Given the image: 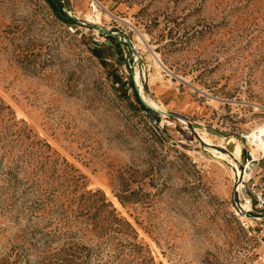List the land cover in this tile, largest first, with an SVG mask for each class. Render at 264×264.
Masks as SVG:
<instances>
[{
	"label": "rangeland",
	"instance_id": "374dc122",
	"mask_svg": "<svg viewBox=\"0 0 264 264\" xmlns=\"http://www.w3.org/2000/svg\"><path fill=\"white\" fill-rule=\"evenodd\" d=\"M57 1L0 0V264H264V0Z\"/></svg>",
	"mask_w": 264,
	"mask_h": 264
},
{
	"label": "built area",
	"instance_id": "2783aa9c",
	"mask_svg": "<svg viewBox=\"0 0 264 264\" xmlns=\"http://www.w3.org/2000/svg\"><path fill=\"white\" fill-rule=\"evenodd\" d=\"M257 162L255 153L248 151L243 164V171L248 169V176L244 178L242 175L238 184V202L242 207V204L247 203L251 211L261 212L264 209V178L259 181L253 180V167ZM233 204V203H232ZM234 209L236 210L234 204ZM237 211V210H236Z\"/></svg>",
	"mask_w": 264,
	"mask_h": 264
},
{
	"label": "water",
	"instance_id": "95a60500",
	"mask_svg": "<svg viewBox=\"0 0 264 264\" xmlns=\"http://www.w3.org/2000/svg\"><path fill=\"white\" fill-rule=\"evenodd\" d=\"M107 35H110V33H107ZM133 83H134V88H135V91L140 99V101L144 104V106L149 109L150 111V115L152 117H154V114L155 113H161L163 115H172L170 113H167L166 111L162 110V109H158V108H155L153 107L151 104H149L142 96L141 94L139 93V88H138V85L135 81V78L133 79ZM138 91V92H137ZM189 129L191 131V133L194 135V137L198 140V142L204 146H213V145H209L208 143H206L205 141H203L201 139V137L197 134V132L195 131V128L193 126H189ZM239 168L243 170V164L242 163H239ZM239 180H240V177H238L236 179V183L234 184L233 183V190H232V203L234 204L237 212L239 214H242V215H245V216H248V217H252V218H264V213L263 212H256V211H251V210H245L243 209L239 202H238V184H239ZM235 182V181H234ZM235 185V187H234Z\"/></svg>",
	"mask_w": 264,
	"mask_h": 264
},
{
	"label": "bare ground",
	"instance_id": "6f19581e",
	"mask_svg": "<svg viewBox=\"0 0 264 264\" xmlns=\"http://www.w3.org/2000/svg\"><path fill=\"white\" fill-rule=\"evenodd\" d=\"M93 7H95V0H93ZM97 17L99 16V11L96 9L95 11V14ZM96 20H99V19H96ZM98 22V21H97ZM142 96V95H141ZM150 104V103H149ZM155 108H158L160 109L159 107H156V106H153ZM198 134V132H197ZM199 135V134H198ZM263 135H264V128H262L260 131L258 130L257 132H254L253 134H251V136L249 137L250 138V141L255 143L256 146H257V149L261 150L264 152V138H263ZM200 136V135H199ZM201 137V136H200ZM202 139V137H201ZM203 140V139H202ZM204 141V140H203ZM256 152V150H253L252 153L254 154ZM231 157V156H230ZM222 159H226V158H222ZM233 159V158H232ZM237 159V157H236ZM232 163L236 166L237 170H236V173H235V183H236V179L238 177H241L242 175L244 176V178H246L249 174L248 172V169H246L245 171H243L242 169L239 168V163L240 161L238 160H235V161H232ZM235 187V186H234ZM245 208L246 209H249V205L246 203L245 205Z\"/></svg>",
	"mask_w": 264,
	"mask_h": 264
},
{
	"label": "trees",
	"instance_id": "16d2710c",
	"mask_svg": "<svg viewBox=\"0 0 264 264\" xmlns=\"http://www.w3.org/2000/svg\"><path fill=\"white\" fill-rule=\"evenodd\" d=\"M47 2L49 3V5H50L51 7H53V9H54L55 11H56L57 9H59L60 7L62 8V4H61L59 1H57V0H47ZM60 5H61V6H60ZM61 15H62V17H63L65 20H67V21H69V22H71V23L74 22V19H71L70 17H68V16L62 11V9H61ZM129 84H130V86H131V88H132V90H133V94H134L135 99H136V101L138 102V104H139L142 108H144V109H146V110L149 111V109H147V108L144 106V104L140 101V99H139V97H138V95H137V93H136V91H135L134 83H133V81L131 80V77H130V80H129Z\"/></svg>",
	"mask_w": 264,
	"mask_h": 264
},
{
	"label": "crops",
	"instance_id": "0c3cea01",
	"mask_svg": "<svg viewBox=\"0 0 264 264\" xmlns=\"http://www.w3.org/2000/svg\"><path fill=\"white\" fill-rule=\"evenodd\" d=\"M260 156H262V155H260ZM262 157H257V162L254 164V167H253V170L255 169V168H257L259 165H260V159H261ZM260 170H262V167H260ZM264 172V171H263ZM262 174H264V173H262Z\"/></svg>",
	"mask_w": 264,
	"mask_h": 264
}]
</instances>
